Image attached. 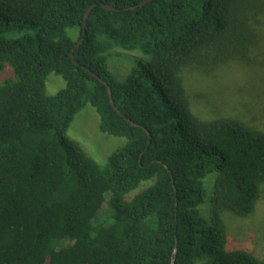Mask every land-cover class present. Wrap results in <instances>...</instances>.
Instances as JSON below:
<instances>
[{
	"label": "trees",
	"instance_id": "16d2710c",
	"mask_svg": "<svg viewBox=\"0 0 264 264\" xmlns=\"http://www.w3.org/2000/svg\"><path fill=\"white\" fill-rule=\"evenodd\" d=\"M141 1L0 0V66L15 78L0 83V264H264L200 212L213 170L219 209L245 218L264 199V131L201 120L181 76L246 57L263 2ZM115 47L146 60L118 79ZM51 73L65 86L46 94ZM87 102L126 140L103 166L66 134Z\"/></svg>",
	"mask_w": 264,
	"mask_h": 264
},
{
	"label": "rangeland",
	"instance_id": "374dc122",
	"mask_svg": "<svg viewBox=\"0 0 264 264\" xmlns=\"http://www.w3.org/2000/svg\"><path fill=\"white\" fill-rule=\"evenodd\" d=\"M262 2L258 13L249 16L252 25L260 22V37L246 57L228 58L211 67L193 64L182 69L186 98L194 114L201 120L238 119L264 131V0ZM76 31L75 28L68 29L73 38ZM107 56V68L118 79L124 78L137 65L138 59L146 60L138 50L128 51L118 47L110 49ZM14 79L12 69L0 66V83ZM64 86L63 78L51 73L45 81V92L54 94ZM66 134L100 166L106 164L109 154L126 142L123 137L111 136L99 129V116L88 102L74 116ZM217 176L213 170L202 179L205 194L200 206L201 215L210 225L219 222L224 226L231 248L244 249L263 258L264 199H258L248 216L237 218L219 209L216 203ZM149 184V181L143 182L130 196Z\"/></svg>",
	"mask_w": 264,
	"mask_h": 264
},
{
	"label": "water",
	"instance_id": "95a60500",
	"mask_svg": "<svg viewBox=\"0 0 264 264\" xmlns=\"http://www.w3.org/2000/svg\"><path fill=\"white\" fill-rule=\"evenodd\" d=\"M148 1H150V0H142V1L139 3V5H144V4L147 3ZM95 5H96V3H93V4H91V5L87 8V11L85 12V15H84V25H86V19H87V17L89 16V13H90L91 9H92ZM100 5L103 6V7H104L105 9H107V10H116V9H117V8H115V7H113V6L109 5V4H105V3H103V2H101ZM131 8H134V6H132ZM82 41H83V39H81V40L79 41V43H81ZM79 43H78V44H79ZM78 44H77V45H78ZM70 55H71V57L73 58V51L71 52ZM74 62L77 63V61H75V60H74ZM90 73H91L92 75L96 76V77H99V76H97L94 72H90ZM102 81H103V80H102ZM103 83L106 84L105 81H103ZM107 90H108V93H109V96H110V102H111L112 107L114 108V110H115L119 115L125 117V116L122 114V112H121V111L115 106L114 101H113V98H112V95H111V89H110L109 86H107Z\"/></svg>",
	"mask_w": 264,
	"mask_h": 264
}]
</instances>
